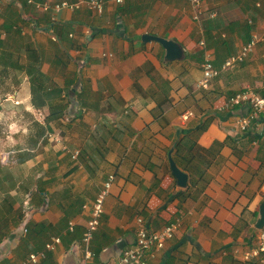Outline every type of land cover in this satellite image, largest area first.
<instances>
[{
    "label": "crops",
    "instance_id": "1",
    "mask_svg": "<svg viewBox=\"0 0 264 264\" xmlns=\"http://www.w3.org/2000/svg\"><path fill=\"white\" fill-rule=\"evenodd\" d=\"M202 5L196 20L188 0H105L102 14L0 1V143L8 145L0 264L44 250L37 264L81 260L79 241L110 174L93 264L135 243L139 216L151 230L181 221L145 264H263L243 255L264 201V138L238 131L246 108L226 103L241 89L264 93V0ZM145 33L177 40L185 56L166 62L163 45ZM253 34L263 37L254 52L223 69ZM207 52L220 74L204 89ZM54 109L60 116L48 119ZM172 149L189 174L186 188L172 172ZM56 236L61 242L46 249Z\"/></svg>",
    "mask_w": 264,
    "mask_h": 264
},
{
    "label": "built area",
    "instance_id": "2",
    "mask_svg": "<svg viewBox=\"0 0 264 264\" xmlns=\"http://www.w3.org/2000/svg\"><path fill=\"white\" fill-rule=\"evenodd\" d=\"M1 1V0H0ZM29 4L34 5L41 11H58L61 9L76 10L86 5L94 12L102 14L104 12L105 0H77L61 2L37 0H27ZM195 9L194 19L200 20L205 12L202 5V0H188ZM117 3L123 4L125 0H116ZM216 13H210L209 17H215ZM263 37L259 34H253L250 40L245 43L239 52L223 64V69L233 67L245 60L262 41ZM203 78L199 82V87L207 89L210 87L213 79L220 74V69L214 64L213 56L207 52L203 61ZM264 87V86H263ZM244 107L245 112L241 113L236 119V129L242 133L247 131H260L259 136L264 138V93L256 90L253 87L238 90L232 94L226 103V108ZM79 152H75V156ZM116 179L115 174H110L103 183V187L98 193L95 201L92 204L91 215L87 222V226L83 232V236L79 241L82 248V259L76 264H93L95 253L92 248V242L95 232L97 231L102 216L105 211V200L109 194L113 183ZM70 228L73 230V223H70ZM181 221L179 219L166 224L159 230H151L145 219L142 216L137 218L136 241L133 245L125 248L117 260L109 264H145L148 257L154 255L155 251L162 249L167 241L172 239L178 229ZM61 242L60 236L53 237L46 245V249L51 250L55 245ZM46 257V252H32L29 254L24 264H37ZM243 258L246 260L260 259L264 264V228L257 230L254 236L253 246L244 253Z\"/></svg>",
    "mask_w": 264,
    "mask_h": 264
},
{
    "label": "water",
    "instance_id": "3",
    "mask_svg": "<svg viewBox=\"0 0 264 264\" xmlns=\"http://www.w3.org/2000/svg\"><path fill=\"white\" fill-rule=\"evenodd\" d=\"M144 41L156 40L159 41L165 48V61H174L182 59L185 56L184 49L182 45L175 39H170L163 36L153 35L145 33L142 36ZM173 149L170 151V162L173 174L177 179V183L180 187L186 188L189 184V174L182 170L176 163L172 156ZM255 227L260 230L264 228V201L259 207V216L255 223Z\"/></svg>",
    "mask_w": 264,
    "mask_h": 264
},
{
    "label": "trees",
    "instance_id": "4",
    "mask_svg": "<svg viewBox=\"0 0 264 264\" xmlns=\"http://www.w3.org/2000/svg\"><path fill=\"white\" fill-rule=\"evenodd\" d=\"M41 76H43L42 74H40ZM39 88L43 89V86L41 84L38 85ZM61 114V111L58 109H54L52 111H50V113L48 114V119H54V118H58ZM206 127V122H204L201 127L199 128L200 130H203Z\"/></svg>",
    "mask_w": 264,
    "mask_h": 264
},
{
    "label": "rangeland",
    "instance_id": "5",
    "mask_svg": "<svg viewBox=\"0 0 264 264\" xmlns=\"http://www.w3.org/2000/svg\"><path fill=\"white\" fill-rule=\"evenodd\" d=\"M7 146H8L7 144H1L0 143V162L1 163H6V161H7V157H6L7 154L3 153L5 150L3 148H5Z\"/></svg>",
    "mask_w": 264,
    "mask_h": 264
}]
</instances>
